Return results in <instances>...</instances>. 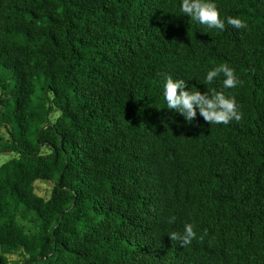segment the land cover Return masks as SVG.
Segmentation results:
<instances>
[{
  "label": "trees",
  "instance_id": "obj_1",
  "mask_svg": "<svg viewBox=\"0 0 264 264\" xmlns=\"http://www.w3.org/2000/svg\"><path fill=\"white\" fill-rule=\"evenodd\" d=\"M212 2L222 31L182 0H0V264H264V0ZM220 64L243 83L205 85ZM169 75L242 121L188 123Z\"/></svg>",
  "mask_w": 264,
  "mask_h": 264
},
{
  "label": "clouds",
  "instance_id": "obj_2",
  "mask_svg": "<svg viewBox=\"0 0 264 264\" xmlns=\"http://www.w3.org/2000/svg\"><path fill=\"white\" fill-rule=\"evenodd\" d=\"M180 11L207 28L221 31L224 29L225 21L220 18L217 6L212 0H182ZM227 23L236 29L248 28L247 22L238 17H227ZM220 74L225 77L224 88H235L243 83L236 76L233 68L227 64H220L207 72L204 84H212ZM163 94L167 108L182 115L188 123L195 120L197 108L199 114L210 124H228L233 120L240 122L243 119V113L239 110L235 97H228L222 91H217L214 88L205 92L189 90L185 79L174 80L169 75L166 77ZM168 222L174 223L175 217H170ZM168 235L172 241H178L182 247L190 245L194 239H197V233L191 223L185 225L183 233L173 231ZM206 235L207 231L205 230L199 240L202 242Z\"/></svg>",
  "mask_w": 264,
  "mask_h": 264
},
{
  "label": "rangeland",
  "instance_id": "obj_3",
  "mask_svg": "<svg viewBox=\"0 0 264 264\" xmlns=\"http://www.w3.org/2000/svg\"><path fill=\"white\" fill-rule=\"evenodd\" d=\"M7 123H0V140H6L8 137V134L6 132ZM15 155L14 152H1L0 153V163L3 162L5 159L13 157ZM53 185L52 180H41L37 179L33 183V189L34 192L41 196L46 198L49 195V191ZM22 226L24 227V230H31L33 228L32 224L28 221V219H20L19 220ZM7 264H20L21 263V256H19L16 252H12L10 254H7Z\"/></svg>",
  "mask_w": 264,
  "mask_h": 264
}]
</instances>
